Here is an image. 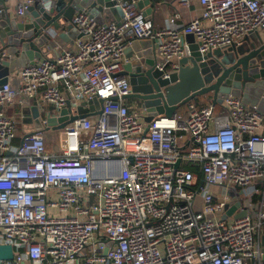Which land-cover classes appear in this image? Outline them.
<instances>
[{
    "label": "built area",
    "instance_id": "obj_1",
    "mask_svg": "<svg viewBox=\"0 0 264 264\" xmlns=\"http://www.w3.org/2000/svg\"><path fill=\"white\" fill-rule=\"evenodd\" d=\"M41 1L53 4L15 0L14 14L24 19ZM199 2L201 15L180 25L170 18L164 28L139 0H115L121 22L99 24L87 9L77 11L72 23L82 35L71 47L49 27L56 55L0 86V244L14 248L2 264H264V113L230 95L156 116L147 130L141 106L123 98L131 92L122 72L134 40H154L167 77L191 52L186 34L205 54L264 28V0ZM94 97L103 99L101 114L47 129L68 100L74 112ZM35 99L42 127L25 133ZM17 101L30 109L19 119L3 109ZM48 130L59 140L53 149ZM234 185L244 190L243 207L228 215L235 197L210 188Z\"/></svg>",
    "mask_w": 264,
    "mask_h": 264
},
{
    "label": "water",
    "instance_id": "obj_2",
    "mask_svg": "<svg viewBox=\"0 0 264 264\" xmlns=\"http://www.w3.org/2000/svg\"><path fill=\"white\" fill-rule=\"evenodd\" d=\"M156 2L139 0L138 5L148 15L156 8ZM83 9H87L99 24L123 21V10L115 6V0H53L49 8L41 1L29 7V20L17 18L8 5L0 7V86L8 82L11 73L36 58L47 57L50 35L45 30L49 27L57 30L66 41L70 37H80L82 34L72 23V18ZM185 39L191 43V52L178 61V69L169 71L167 77L164 75L167 66L164 69L157 66L154 40H134L126 50L122 74L128 75L131 92L123 98L139 101L145 111L143 118L148 123L147 130L156 116L172 117L201 96H207L213 104L230 95L241 96L264 113V30L250 32L239 44L215 48L205 54L199 52L193 33L186 34ZM73 42L70 41L68 46L71 47ZM102 104L103 99L97 97L83 100L73 112L68 100L61 115L48 117L47 129L51 126L53 129L64 128L76 119L101 114ZM31 113L33 122L25 126V133L42 127L38 107L32 106ZM231 188L235 191V203L226 206L228 215L243 207V188L239 185ZM245 212L242 210L235 216L240 217ZM261 244L264 251V233ZM13 257V246L0 244V264Z\"/></svg>",
    "mask_w": 264,
    "mask_h": 264
},
{
    "label": "crops",
    "instance_id": "obj_3",
    "mask_svg": "<svg viewBox=\"0 0 264 264\" xmlns=\"http://www.w3.org/2000/svg\"><path fill=\"white\" fill-rule=\"evenodd\" d=\"M156 8L149 13L148 15L150 17L153 18L154 23L156 25V27L158 28H164L165 26H167L169 24V20L170 18H175V23L177 25L180 24H185L190 22V20L195 17V16H199L202 13V7L201 4L199 2V0H191V4L188 7H185L183 5H181L180 0H156ZM8 5L12 8L13 13L15 11L14 7H15V0H0V7ZM179 14V16L177 17L176 14ZM30 12L27 15V17L25 18L26 20H29L30 18ZM261 30V29H259ZM61 41L63 42L64 46H67L70 44V41L75 40L73 37H70L69 41H66L65 39H63L62 37H60ZM57 53V51L55 50H50L47 52V57L52 58L53 56H55ZM132 59L134 58V55L131 57ZM37 60H39V58H36ZM15 84V82H14ZM203 98H207L203 99ZM199 102L201 100H206L204 102L208 103L211 101L210 98L206 97V96H202L200 98L197 99ZM129 102L137 105L139 108L141 106V104L139 103L138 100L136 99H128ZM203 102V101H202ZM41 99H35L33 101V103L31 105L36 106L38 104H41ZM36 104V105H34ZM187 104L185 106H183L182 108H180L179 110L181 112H184L187 110ZM3 109L10 115L15 116L17 119H19L20 114L22 112H26V114H29V107L27 104L25 105H21L20 102H16L14 104H9V105H4ZM142 110V109H141ZM143 112H145L144 110H142ZM22 126V123L21 125Z\"/></svg>",
    "mask_w": 264,
    "mask_h": 264
},
{
    "label": "rangeland",
    "instance_id": "obj_4",
    "mask_svg": "<svg viewBox=\"0 0 264 264\" xmlns=\"http://www.w3.org/2000/svg\"><path fill=\"white\" fill-rule=\"evenodd\" d=\"M262 30H264V28H262L260 31H262ZM201 97H202V96H201ZM206 97H207V96H206ZM203 99H206V100H207V98H203ZM206 100H201L200 103H201V104H202V103H206V102H204V101H206ZM202 101H203V102H202ZM52 132H55V131L48 130V131L45 132V137H46V139H47V144H48V147H49L50 149H53L54 146H55V144L59 142L58 138H56V139L51 138V139H50V136L52 135ZM53 136H54V133H53ZM189 137H190L189 133H186V139H189ZM179 143H181V144L186 143V142H185V139H179ZM210 190H212V191L217 195L218 198L225 197V198H227L228 200H233L234 197H235V191H234L231 187H225V186H221V187H219V186H212V187L210 188Z\"/></svg>",
    "mask_w": 264,
    "mask_h": 264
},
{
    "label": "trees",
    "instance_id": "obj_5",
    "mask_svg": "<svg viewBox=\"0 0 264 264\" xmlns=\"http://www.w3.org/2000/svg\"><path fill=\"white\" fill-rule=\"evenodd\" d=\"M191 102H194L197 105L205 104V103L201 104L197 99L196 100H192ZM187 167L191 168L193 171L199 172L198 166L196 164H187ZM258 199H259L258 197L255 198V200H258Z\"/></svg>",
    "mask_w": 264,
    "mask_h": 264
}]
</instances>
